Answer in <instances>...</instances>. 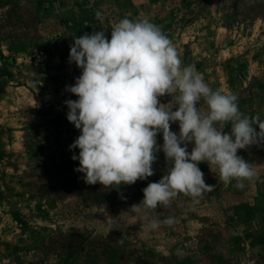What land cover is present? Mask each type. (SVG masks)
<instances>
[{
	"label": "rangeland",
	"instance_id": "1",
	"mask_svg": "<svg viewBox=\"0 0 264 264\" xmlns=\"http://www.w3.org/2000/svg\"><path fill=\"white\" fill-rule=\"evenodd\" d=\"M125 17L158 25L184 66L264 120V0H0V264H264V144L238 150L257 173L242 190L200 163L214 191L144 215L128 210L167 174L162 151L155 174L132 185H89L74 170L81 133L64 101L78 97L65 87L82 70L70 45L101 29L110 39ZM169 216L171 227L145 228Z\"/></svg>",
	"mask_w": 264,
	"mask_h": 264
},
{
	"label": "clouds",
	"instance_id": "2",
	"mask_svg": "<svg viewBox=\"0 0 264 264\" xmlns=\"http://www.w3.org/2000/svg\"><path fill=\"white\" fill-rule=\"evenodd\" d=\"M95 16L100 19L101 13ZM68 63L82 70L65 87L78 99L64 104L67 120L81 133L69 150L79 149L71 159L79 161L74 170L84 174L85 183L111 188L146 180L155 174L161 151L170 165L167 174L142 190L143 200L129 212L144 215L169 207L180 194L195 200L214 191L215 185L205 183L200 163L218 169L223 183L235 180L240 190L245 181L256 179L238 150L264 144V120L241 112L236 94L213 90L194 64L184 66L155 23L125 17L111 27L110 39L103 29L74 36ZM164 96L171 100L162 103ZM173 123H178V132L171 130ZM228 125L230 132H225ZM161 223L171 227L175 219L152 218L145 228L157 230ZM117 242L123 244L122 239Z\"/></svg>",
	"mask_w": 264,
	"mask_h": 264
}]
</instances>
